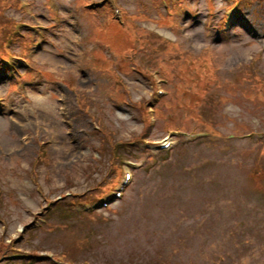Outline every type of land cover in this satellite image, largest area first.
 <instances>
[{"label": "rangeland", "instance_id": "obj_1", "mask_svg": "<svg viewBox=\"0 0 264 264\" xmlns=\"http://www.w3.org/2000/svg\"><path fill=\"white\" fill-rule=\"evenodd\" d=\"M26 1L0 0V66L31 48L33 33L14 36L11 48L3 43L12 23L25 29L29 25L20 19L42 21L48 25L42 32L49 41L41 51L35 50L27 69L17 68L16 77L25 74L23 79L30 82L15 85L0 72V111H7L0 112V262L6 259L1 240L16 237L17 247L29 249L39 243L41 250L50 247L55 257L62 253L73 264H82L81 252L92 264H264V100L245 93L250 82L241 81L249 71L264 80V52L255 54L264 40V0H242L238 23L229 31L221 28L224 0H119L114 19L100 8L107 0L94 11L82 9L85 0H50L63 19L60 23L46 11L43 0H32L35 18L8 7L19 2L18 8H25ZM124 22L126 27L120 29ZM148 29L164 43L178 44L162 59L163 67L157 60L166 48L156 44L158 36ZM135 34L140 38L139 54L131 60L124 54L132 49ZM117 37L122 40L116 43ZM117 53L123 55L118 62ZM196 55L209 64L205 72L212 89L198 88L202 83L196 78L186 80L180 91H185L182 100L189 106L176 108L172 92L178 96L177 89L168 78V86H162L169 93L161 99L173 103L163 107L154 98L145 103L150 111L163 107L161 119L156 112L155 126L147 125L144 102L157 88L151 69L160 68L166 76L173 58L191 60ZM116 65L121 85L106 71ZM215 73L220 80L215 81ZM152 75L156 80L154 69ZM114 84L117 95L107 91ZM73 86L91 114L79 109ZM186 109H191V116ZM99 121L108 129L107 137L92 128ZM175 126L211 132L201 139L197 134L167 133ZM248 130L258 133L239 136ZM140 134L141 143H128ZM167 135L176 145L167 153L155 151L154 145ZM112 138L124 140L126 158L138 164L125 197L76 225L70 224L79 215L61 218L55 237L40 236L36 241L37 235L49 234L40 228L28 243H19V229L29 222L33 209L43 205L37 188L51 197L67 195L61 199L66 211L71 201H79L69 192L91 195L95 183L102 187L115 176L116 171L109 172L101 181ZM97 146L102 147L100 154ZM34 155L39 178L32 182L25 171Z\"/></svg>", "mask_w": 264, "mask_h": 264}, {"label": "bare ground", "instance_id": "obj_2", "mask_svg": "<svg viewBox=\"0 0 264 264\" xmlns=\"http://www.w3.org/2000/svg\"><path fill=\"white\" fill-rule=\"evenodd\" d=\"M115 40H116L115 42L117 43V41L119 42L122 40V37H117Z\"/></svg>", "mask_w": 264, "mask_h": 264}]
</instances>
